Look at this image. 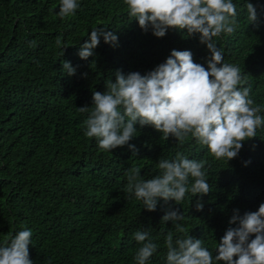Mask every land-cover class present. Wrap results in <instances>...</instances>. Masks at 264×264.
<instances>
[{
    "label": "trees",
    "instance_id": "1",
    "mask_svg": "<svg viewBox=\"0 0 264 264\" xmlns=\"http://www.w3.org/2000/svg\"><path fill=\"white\" fill-rule=\"evenodd\" d=\"M78 3L76 14L62 19L60 0H0V245L29 229L33 264H135L141 244L133 235L150 229L160 247L148 264H166L167 232L173 231L174 240L183 234L175 232L172 221L162 223V217L180 209L185 220L179 223L215 258L227 229L238 226L229 224L234 210L243 216L264 203V126L227 163L193 139L165 141L153 127L139 124L129 142L135 152L128 146L101 151L95 138L84 135L88 113L77 110L93 106V92L105 93L117 71L147 74L172 50L190 51L206 69L210 53L198 33L169 29L162 38L151 29L145 33L123 0ZM233 3L239 26L232 35L214 39L225 62L249 75L255 104L264 105V0ZM247 3L255 8V23L247 18ZM97 28L116 35V46L101 36L93 56L80 59L81 46ZM65 61L75 75L63 70ZM177 152L207 161L211 191L189 193L181 205L159 199L156 210L148 212L125 192L126 172L139 167L145 180L155 178L158 161L172 160ZM197 200L204 205L201 211Z\"/></svg>",
    "mask_w": 264,
    "mask_h": 264
},
{
    "label": "clouds",
    "instance_id": "2",
    "mask_svg": "<svg viewBox=\"0 0 264 264\" xmlns=\"http://www.w3.org/2000/svg\"><path fill=\"white\" fill-rule=\"evenodd\" d=\"M128 15L138 21L147 33L150 29L157 38L169 29L187 30L188 36L200 34V43L206 44L210 56L207 69L195 63L188 50H172L166 62L145 75L133 72L127 76L117 71L115 83L106 82V92H93V106L78 108L88 113L83 121L84 135L95 138L101 151L128 146L137 136L135 125L151 126L161 133V139L174 138L179 144L189 139L208 149L217 161L226 163L236 158L243 142L257 136L264 126V105L251 98L249 75L241 68L224 60V51L217 47L214 38L232 35L239 26L233 0H123ZM80 7L78 0H60V18L72 17ZM250 23L257 20L255 8L246 4ZM103 36L106 44L116 46L118 37L102 28L93 29L88 42L78 52L80 59L93 56V50ZM57 38V44H60ZM35 41L30 46H35ZM69 76L76 73L70 62H63ZM160 173L145 180L141 168L126 172L125 192L134 194L143 208L154 212L158 200L174 201L181 205L190 193L204 196L211 191L207 182L205 160H192L177 152L172 160L158 161ZM191 202V201H190ZM204 205L195 203L197 211ZM185 220L180 209L171 210L162 217V223L172 221L176 233L183 234L174 240L173 231L165 236L166 264H264V203L258 211L239 215L234 210L229 227L213 253L204 247V241L189 236L179 223ZM255 236L249 242V237ZM32 232L20 230L0 245V264H33L29 258ZM133 239L141 244L135 253V264H148L160 245L154 242L149 230L136 231ZM238 257V259H234Z\"/></svg>",
    "mask_w": 264,
    "mask_h": 264
}]
</instances>
